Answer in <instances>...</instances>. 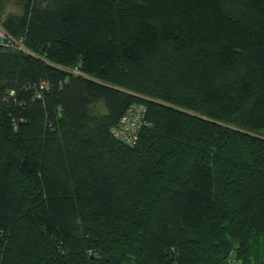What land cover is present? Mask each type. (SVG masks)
Segmentation results:
<instances>
[{"label": "trees", "instance_id": "16d2710c", "mask_svg": "<svg viewBox=\"0 0 264 264\" xmlns=\"http://www.w3.org/2000/svg\"><path fill=\"white\" fill-rule=\"evenodd\" d=\"M0 31V264H264V0H0Z\"/></svg>", "mask_w": 264, "mask_h": 264}, {"label": "built area", "instance_id": "2783aa9c", "mask_svg": "<svg viewBox=\"0 0 264 264\" xmlns=\"http://www.w3.org/2000/svg\"><path fill=\"white\" fill-rule=\"evenodd\" d=\"M0 38H3L1 31ZM145 112L146 109L141 104L129 105L125 113L119 118L118 124L110 129L111 135L127 146L135 145L141 128L150 125L145 119ZM227 264H240V262L235 258H228Z\"/></svg>", "mask_w": 264, "mask_h": 264}, {"label": "rangeland", "instance_id": "374dc122", "mask_svg": "<svg viewBox=\"0 0 264 264\" xmlns=\"http://www.w3.org/2000/svg\"><path fill=\"white\" fill-rule=\"evenodd\" d=\"M17 47H19V46L17 45Z\"/></svg>", "mask_w": 264, "mask_h": 264}]
</instances>
